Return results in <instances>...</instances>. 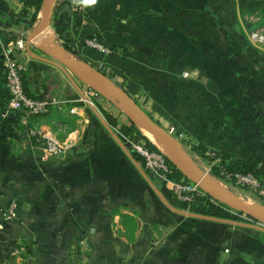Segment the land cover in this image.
I'll return each instance as SVG.
<instances>
[{
    "label": "crops",
    "instance_id": "crops-1",
    "mask_svg": "<svg viewBox=\"0 0 264 264\" xmlns=\"http://www.w3.org/2000/svg\"><path fill=\"white\" fill-rule=\"evenodd\" d=\"M83 1H57L46 47L96 66L171 134L206 154L259 158L264 173V76L254 77L264 64L243 27L264 0ZM44 12L33 20L19 0H0V264H264V227L179 209L133 159L120 113L108 110L110 125L90 87L34 46L19 52L26 92L62 109L10 117L5 49ZM34 131L69 147L52 155Z\"/></svg>",
    "mask_w": 264,
    "mask_h": 264
},
{
    "label": "built area",
    "instance_id": "built-area-1",
    "mask_svg": "<svg viewBox=\"0 0 264 264\" xmlns=\"http://www.w3.org/2000/svg\"><path fill=\"white\" fill-rule=\"evenodd\" d=\"M84 1L80 0L76 4V10L80 9ZM261 33H253V38L263 40L264 36ZM87 45L93 49L108 52L109 49L98 43L96 39H87ZM27 51V43L24 37H20L15 42L9 44L5 49V69H6V88L8 92V107L10 110L15 111L21 117L40 116L52 112L55 108L62 109V102L56 101L51 98L37 99L29 96L25 90L23 82V74L26 71V65L19 58V52ZM94 90L89 88L88 96L91 97ZM93 96V95H92ZM92 104V100H88ZM33 137H37L39 141L42 140L46 151L52 155H59L65 151L69 146L60 144L54 137L40 132H33ZM129 146L131 153L137 154L144 170L148 172L157 173L160 178L169 184L172 188L174 196L179 202H183L191 209V205L195 202L198 195H207L196 183L189 180L175 181L168 178L171 173L170 167L165 157L157 151L151 150L146 142L137 137L129 139ZM231 177V175H227ZM236 183L240 185L252 184L257 188L259 186L258 180L252 175H235ZM264 186V185H263ZM257 190L264 195V187H258ZM17 209V203L13 202L10 205L9 213L12 216ZM205 211L217 215V212H233L220 204L216 200L209 198L206 203ZM236 212V211H235ZM228 214V213H227ZM236 214V213H235Z\"/></svg>",
    "mask_w": 264,
    "mask_h": 264
},
{
    "label": "water",
    "instance_id": "water-1",
    "mask_svg": "<svg viewBox=\"0 0 264 264\" xmlns=\"http://www.w3.org/2000/svg\"><path fill=\"white\" fill-rule=\"evenodd\" d=\"M57 1L58 0H43L45 12L38 26L34 30L21 32L26 39L27 47H38L60 67L64 69H77L85 74L90 73L95 79L103 82L111 91L119 96L123 103L121 110L133 122L148 128L160 142L176 150L183 163L182 170L188 179L196 183L208 196L220 204L229 207L237 213L245 214L255 222L264 224L263 208L234 200L223 187L210 181L207 177V173L199 167L196 161L186 151L183 144L158 121L154 120L145 110H143L124 88L120 87L94 65L82 59L61 56L57 53L56 49L51 51L46 47V41L44 38L52 33L51 24ZM10 117L12 119H17V113L12 111ZM42 250L47 251L45 249Z\"/></svg>",
    "mask_w": 264,
    "mask_h": 264
},
{
    "label": "rangeland",
    "instance_id": "rangeland-1",
    "mask_svg": "<svg viewBox=\"0 0 264 264\" xmlns=\"http://www.w3.org/2000/svg\"><path fill=\"white\" fill-rule=\"evenodd\" d=\"M247 17V24L245 25L243 23V27L245 28L246 32H247V43H248V48H253L257 54L255 53L254 55V60L253 63L254 65H261L264 64V39L261 41L258 38H253L252 34L253 33H261L260 35L264 36V22L262 21V15L260 13L257 12H252V13H248V15H246ZM239 29H241V26L239 25ZM99 43V41H98ZM86 44H87V40H86ZM101 44V43H100ZM250 44V45H249ZM88 46V45H87ZM104 47L108 48L107 46L103 45ZM252 46V47H251ZM60 46H56L53 47L50 42L47 44V48L49 50H54L56 49L57 51L60 52L59 48ZM90 47V46H89ZM109 49V48H108ZM62 50V49H61ZM97 50V49H96ZM33 51H36V53L42 57H46L47 59L51 60L50 63L53 62V60L47 56L46 53H44L43 51H41L39 48L35 47L33 49ZM104 53V54H109L111 53V50L109 49L108 52H103L101 50H98V52ZM67 58H75V59H79L78 57H71V56H65ZM250 61V59H249ZM55 63V62H53ZM96 67V66H95ZM97 68V67H96ZM71 74L75 77L76 80H79V82L82 85H86L90 88H92L94 90L93 92V96L91 95V98L93 99V101L95 103H99L100 101L102 103H104L106 105V108L103 106V104H101V108L99 109H103L105 112H107L108 115H112L110 113V111H115V112H119L120 116L123 117V119H125V123H127L128 125H131L132 120L121 110V107L123 106V103L121 101V99L119 98V96H117L113 91H111L103 82L95 79L90 73L89 74H85L80 70L77 69H70ZM257 75H260L258 77L261 78V75L264 76V73L261 74V72H256L254 74V77L256 78ZM253 77V78H254ZM120 86V85H119ZM89 91V88H88ZM125 91L127 93H129V95L135 99V101L137 102V104L142 108L141 103H139V98L135 97L133 94H131L129 91H127L125 89ZM94 103V106H96ZM143 109V108H142ZM110 110V111H108ZM144 110V109H143ZM147 112V111H146ZM136 127L139 129L141 135L147 137L154 145L156 144L158 148H160L158 146V144L156 142H153L148 136L147 134L144 132V130L142 129V126L135 123ZM164 126V125H163ZM167 129V128H166ZM170 133L171 130L167 129ZM174 136L176 137L177 134L175 132H173ZM177 139L183 144V146L185 147L186 151L191 155V157L196 161V163L199 165V167L205 171L207 173V176L210 177L211 181L215 184L220 185L221 187L224 188V190L227 188V190H225L226 192H228L231 197L236 198V199H240V202L243 203H248V204H252L258 207H261L264 209V195H262L259 190H257L258 187H264L263 183H261L260 181L258 182L259 186L257 188H255L254 185L252 184H247L246 185H240V184H233L232 182H229L227 180L222 179L219 176H216L213 174L212 172V166L214 164H216V160H214L212 163H209V161H207L206 159H203V157L201 156L202 150L199 151H194L192 149V147L190 145H188L187 143V139L186 137H184V135H178ZM162 152V151H161ZM162 155L167 156L166 154H164V152H162ZM207 158L210 159L212 156L209 154ZM168 157V156H167ZM219 160H217L218 162ZM141 164V163H140ZM142 166V165H141ZM183 167H181L182 169ZM142 169H144V167L142 166ZM146 172V170H144ZM174 195V194H173ZM174 205L178 206L179 209L183 210V211H187L190 213H200L201 215H207V216H218L219 218L225 219V220H236V221H241V222H245V223H250V224H255L257 226L260 227H264V224L258 223L253 221L251 218L247 217L245 214H241V213H237L234 210L230 209L229 207L225 206L227 209H229L230 211H232L233 213L230 214V212L227 211L226 212H217V215H214L210 212H207L205 210H200V211H195L192 210L188 207L187 204L183 203V202H179L178 199L174 196ZM236 213V214H235Z\"/></svg>",
    "mask_w": 264,
    "mask_h": 264
},
{
    "label": "trees",
    "instance_id": "trees-1",
    "mask_svg": "<svg viewBox=\"0 0 264 264\" xmlns=\"http://www.w3.org/2000/svg\"><path fill=\"white\" fill-rule=\"evenodd\" d=\"M69 4L75 5L77 0H66ZM262 1V0H259ZM23 5H25L28 8L33 9V20H36L38 13L40 12L43 0H19ZM252 12H257L262 15V21L264 22V7L262 4H260L257 7L252 8ZM68 48V47H66ZM70 50V49H69ZM25 73V72H24ZM23 82H24V74H23ZM26 90V89H25ZM28 94V93H27ZM129 94V93H128ZM29 95V94H28ZM30 96V95H29ZM32 97V96H31ZM108 123L114 127L119 125L118 119L113 115H107L106 117ZM128 130L130 133V138L137 137L139 139H142L146 142V145L153 151H157L160 154L162 152L157 147V145L153 144L147 137L141 135L139 129L136 127L135 122H131V125H128ZM36 144H43L42 140L39 141L37 137H34L33 140ZM192 147L194 151H201L198 147L188 143ZM201 156L203 159H206L209 161V163H212L214 160H216V164L212 166V172L214 175L221 177L224 180H227L229 182H232L233 184H236V178L235 175L242 174V175H252L254 176L258 181L263 183L264 185V173L262 172L260 168L261 160L259 158H255L252 161H244L241 159L233 158L231 155L224 151H216L210 153L212 156L210 159L207 158L208 155L204 151H202ZM136 160L140 161V158L137 156V154H132ZM164 156V155H163ZM169 167L171 170V173L168 174V178L170 180L175 181H181L183 179L189 180L183 170L177 165L175 162H173L169 157L164 156ZM217 160H219L217 162ZM227 175H231V177H228ZM210 196L208 195H198L196 197L195 202L191 205V209L195 211L205 210L206 209V203L209 202Z\"/></svg>",
    "mask_w": 264,
    "mask_h": 264
},
{
    "label": "bare ground",
    "instance_id": "bare-ground-1",
    "mask_svg": "<svg viewBox=\"0 0 264 264\" xmlns=\"http://www.w3.org/2000/svg\"><path fill=\"white\" fill-rule=\"evenodd\" d=\"M57 53L61 56H66L63 51H61L60 49V52L57 51ZM142 126V125H141ZM142 129L144 130V132L147 134V136L153 141V142H156L158 144V146L160 147V151L164 152V154H166L173 162L177 163V165H179L180 167H183V163H182V160L179 156V154L176 152V150H174L173 148L163 144L162 142H160L151 132L148 128L142 126ZM208 179L211 181L210 177L207 176ZM224 187V186H223ZM225 188V187H224ZM227 190V188L225 189ZM230 192V191H228ZM233 198V197H232ZM234 200L236 201H241L240 199H236V198H233Z\"/></svg>",
    "mask_w": 264,
    "mask_h": 264
}]
</instances>
